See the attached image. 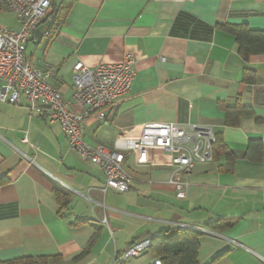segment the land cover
<instances>
[{
    "label": "crops",
    "instance_id": "0c3cea01",
    "mask_svg": "<svg viewBox=\"0 0 264 264\" xmlns=\"http://www.w3.org/2000/svg\"><path fill=\"white\" fill-rule=\"evenodd\" d=\"M62 1L51 0L49 14ZM222 25L264 31V0H75L55 34L29 38L28 62L51 66L49 83L67 102L76 63L93 70L133 57L130 92L86 121L89 147L111 148L151 122L209 127L217 143L214 160L186 175L184 199L168 184L172 168L138 164L133 154L124 163L128 191L103 193L102 171L70 150L59 125L30 113L24 97L0 103V263L113 264L162 230L202 228L197 264H264V55L242 59ZM0 27L20 29L3 5ZM237 105L252 115L226 126L221 106ZM252 140L261 157L248 151ZM218 220L225 226L207 227ZM155 259L146 252L125 264Z\"/></svg>",
    "mask_w": 264,
    "mask_h": 264
},
{
    "label": "built area",
    "instance_id": "2783aa9c",
    "mask_svg": "<svg viewBox=\"0 0 264 264\" xmlns=\"http://www.w3.org/2000/svg\"><path fill=\"white\" fill-rule=\"evenodd\" d=\"M0 5L20 25L18 31L0 27V103L15 104L24 97L30 113L45 116L50 125H59L70 150L102 171L103 193L128 191L130 180L124 163L126 156L133 154L138 164L172 168L168 184L177 199H184L189 186L186 175L196 164L213 161L212 130L194 124L151 122L136 133L118 137L111 148L89 147L83 140L86 121L130 92L135 77L133 57L126 55L120 63L103 64L93 70L76 63L72 69L71 101L67 102L49 83L51 66L36 69L25 55L28 40L39 27H43V36L49 37L47 18L51 0H0ZM22 142L28 143L26 136ZM150 247V239L135 241L114 258L113 264L138 259ZM150 264L162 263L155 259Z\"/></svg>",
    "mask_w": 264,
    "mask_h": 264
},
{
    "label": "trees",
    "instance_id": "16d2710c",
    "mask_svg": "<svg viewBox=\"0 0 264 264\" xmlns=\"http://www.w3.org/2000/svg\"><path fill=\"white\" fill-rule=\"evenodd\" d=\"M74 1L75 0H63L61 5L58 8L54 7L53 12L48 15L47 30L49 31V37L55 34L59 26L64 22ZM219 28L234 38L238 46L239 55L242 57V59H247L254 55H264V31L250 30L246 25H222L219 26ZM221 108L226 115L225 125L229 127L237 126L241 117L252 115V111L249 108H243L240 105H237V107L233 108L221 106ZM216 143L217 139L215 137L214 145ZM252 147L258 151V157H261L262 146L260 141H250L248 151ZM232 157L233 156L230 153L227 154L229 161L232 159ZM5 183L6 178H0V186ZM55 196L60 207L67 205L68 201L65 195L55 191ZM223 226H225V224L222 223L221 220L211 222L207 225V227L210 229H217ZM201 233L202 232L190 228H172L162 230L150 238L151 247L149 248L148 252L154 255L156 259H159L162 264H197L199 237ZM31 263V259H23L0 264Z\"/></svg>",
    "mask_w": 264,
    "mask_h": 264
},
{
    "label": "water",
    "instance_id": "95a60500",
    "mask_svg": "<svg viewBox=\"0 0 264 264\" xmlns=\"http://www.w3.org/2000/svg\"><path fill=\"white\" fill-rule=\"evenodd\" d=\"M35 36L36 35H42L43 34V27H39L35 32H34Z\"/></svg>",
    "mask_w": 264,
    "mask_h": 264
},
{
    "label": "rangeland",
    "instance_id": "374dc122",
    "mask_svg": "<svg viewBox=\"0 0 264 264\" xmlns=\"http://www.w3.org/2000/svg\"><path fill=\"white\" fill-rule=\"evenodd\" d=\"M31 46V45H30ZM131 260H133V259H131ZM131 262H133V261H131Z\"/></svg>",
    "mask_w": 264,
    "mask_h": 264
}]
</instances>
